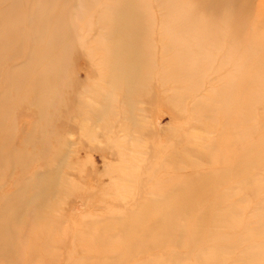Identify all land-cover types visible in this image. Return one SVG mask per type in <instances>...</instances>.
<instances>
[{
	"label": "rangeland",
	"instance_id": "1",
	"mask_svg": "<svg viewBox=\"0 0 264 264\" xmlns=\"http://www.w3.org/2000/svg\"><path fill=\"white\" fill-rule=\"evenodd\" d=\"M0 264H264V0H0Z\"/></svg>",
	"mask_w": 264,
	"mask_h": 264
},
{
	"label": "bare ground",
	"instance_id": "2",
	"mask_svg": "<svg viewBox=\"0 0 264 264\" xmlns=\"http://www.w3.org/2000/svg\"><path fill=\"white\" fill-rule=\"evenodd\" d=\"M125 14L127 13L123 11H118L114 14V16H117L119 18H115V17L111 18L112 19L111 21L114 23V28L120 32L119 37H123V38L134 33V31L129 32L128 27L125 26V19L129 17L128 15ZM122 16L124 17L121 19ZM58 17H60V15ZM58 17L56 22L59 23L60 19ZM125 28L126 30H124ZM64 38H65L64 33H59L55 37L56 44L57 45L60 44L64 40ZM45 44L51 47V43L49 41L45 40ZM120 49H121V45L115 42V45L113 46V52L118 54L120 52ZM127 54L129 58H132V56L134 55L131 50L127 51ZM130 60L133 61L134 59H130ZM119 64H120V60L118 57H115L110 61L111 66H118Z\"/></svg>",
	"mask_w": 264,
	"mask_h": 264
}]
</instances>
